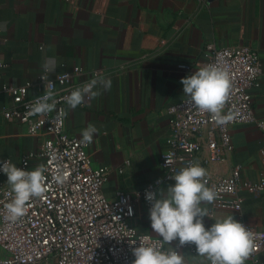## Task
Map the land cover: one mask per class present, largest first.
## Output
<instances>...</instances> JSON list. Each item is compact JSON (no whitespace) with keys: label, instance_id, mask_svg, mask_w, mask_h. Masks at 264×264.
<instances>
[{"label":"crops","instance_id":"obj_1","mask_svg":"<svg viewBox=\"0 0 264 264\" xmlns=\"http://www.w3.org/2000/svg\"><path fill=\"white\" fill-rule=\"evenodd\" d=\"M95 2L0 0V27L6 38L1 45L6 67L0 78V161L9 158L17 166L23 156L32 154L28 171L43 164L39 153L46 137L29 134L25 124L5 119L2 112L12 103L4 86L30 84L28 94H37L36 82L44 73L46 58L54 60L50 75L81 66L85 78L100 72L112 81L110 90L100 89L101 94L85 106H68L65 117V129L72 136L82 138L90 124L99 129L89 153L94 165L111 170L103 187L110 198L120 190H138L165 178L160 157L170 133L166 110L187 97L180 81L206 65L208 43L249 44L257 50L263 73L251 93L257 118H264V0H108L104 13L95 11ZM232 141L234 152L228 161L208 162L204 148L197 162L212 176L227 175L232 165L240 164L244 179L264 178L260 156L264 131L254 124L237 125L232 128ZM1 182L7 184L5 174H0ZM174 184V179H165L158 198ZM240 194L241 214L264 230V192L242 189ZM206 206V229L216 219L240 216L226 209L212 214L213 203ZM133 223L140 232L159 237L143 205L138 206ZM165 246L184 255L185 264H208L193 243L180 245L177 239Z\"/></svg>","mask_w":264,"mask_h":264},{"label":"built area","instance_id":"obj_2","mask_svg":"<svg viewBox=\"0 0 264 264\" xmlns=\"http://www.w3.org/2000/svg\"><path fill=\"white\" fill-rule=\"evenodd\" d=\"M95 1V11L104 13L108 0ZM5 41L0 27V63L3 65L6 64L2 59L1 45ZM205 56L206 65L219 64L231 74L232 93L224 111H231L234 120L217 126L211 114L198 111L189 97L170 104L166 110L170 133L167 147L160 157L165 178L158 177L138 190H120L113 198L108 197L103 189L110 168L94 165L89 153L91 143L82 144V138L70 135L65 129V118L62 123L56 120L59 110L66 111L65 97L71 90L93 78L105 76L96 72L85 78L86 72L81 66L56 75L48 74L54 84L56 110L27 119L28 106L46 91V82L41 80L45 73L36 82L38 92L33 96L28 94L30 84L4 86L3 91L11 96L12 103L3 110V117L25 124L31 135L43 134L46 137L39 156L48 172L45 173L47 181L43 198L31 199L26 214L15 222L7 219L5 208L14 194L8 184L0 183V261L7 260L9 264H133V252L140 246L141 236L152 237L145 243L162 240L140 232L133 223L139 205L150 212L152 204L146 199V193H155L158 198V190L164 180L173 179L172 176L189 162H197V156L204 148L209 154L208 162L228 161L234 152L233 127L254 124L264 131V118H257L251 93L259 86L263 73L257 50L249 44L217 46L212 42L206 45ZM183 67L190 68L189 65ZM3 68L0 67V78ZM90 101L86 98L82 106ZM260 156L264 161V145L260 148ZM31 157L32 154L23 156L17 167L27 170ZM4 160L11 162L9 158L1 161ZM57 165L70 172L63 184L56 183L53 178ZM242 169V165L234 164L227 175H207V186L219 194L211 212L226 209L240 214L236 221L257 234L258 249L247 264H264V230L243 217V197L240 194L242 189L264 192V178L255 182L244 179ZM164 250H168L165 245Z\"/></svg>","mask_w":264,"mask_h":264},{"label":"clouds","instance_id":"obj_3","mask_svg":"<svg viewBox=\"0 0 264 264\" xmlns=\"http://www.w3.org/2000/svg\"><path fill=\"white\" fill-rule=\"evenodd\" d=\"M41 51H44L41 46ZM0 67H6L0 63ZM44 75L41 80L46 82L45 93L28 106L25 118L40 115L45 116L56 110L54 99V84L49 79V73L54 71V60L47 59L43 64ZM66 75V74H65ZM184 94L189 97L198 111L211 114V119L217 126H224L234 120V114L225 113L232 93V78L230 72L219 64H208L201 67L190 76L183 78ZM110 78L97 77L71 90L65 97L68 106L75 109L88 100L98 97L101 92L110 90ZM95 89V90H94ZM67 116L63 109L59 110L56 120L60 123ZM99 129L90 124L82 131V144H90ZM171 163L170 160H166ZM50 164L52 161L49 162ZM0 172L7 177V184L13 195L5 205L7 219L15 222L27 212V206L33 198H43L46 191L48 167L41 164L28 171L17 167L10 161H0ZM70 172L56 167L54 180L63 184ZM207 170L199 162H189L172 178L174 186L162 192L157 198L155 193L147 192L146 199L152 204L150 209L151 228L162 237V240H152L149 235L140 238V246L134 249L133 264H185V257L165 244L179 240L180 245L193 243L198 256L203 257L208 264H246V261L257 251V234L236 221L232 215L216 219L210 228H205L204 217H209L206 205L219 198L218 191L207 186ZM0 264H9L7 260Z\"/></svg>","mask_w":264,"mask_h":264}]
</instances>
